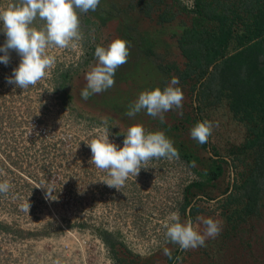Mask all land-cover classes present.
Wrapping results in <instances>:
<instances>
[{
	"label": "rangeland",
	"instance_id": "obj_1",
	"mask_svg": "<svg viewBox=\"0 0 264 264\" xmlns=\"http://www.w3.org/2000/svg\"><path fill=\"white\" fill-rule=\"evenodd\" d=\"M9 2L0 0V7ZM77 12L83 39L75 47H50L47 53L55 57V65L37 85L21 89L7 83L20 62L14 50L7 65L0 62V182L11 186L7 196L0 194V264H120L101 236L105 230L121 241V251L127 260L135 258V264H264V209L259 217L239 220L237 215L228 218L231 210L223 206L236 171H246L254 160L253 150L243 155L248 157L244 162L235 159L236 170L225 165L222 176L203 191L191 190L189 199L200 208L193 215L190 207L182 210L183 189L192 178L184 160L154 159L136 177L130 175L120 190L101 182L106 173L89 163L92 153L86 142L104 132L105 118L109 139L118 147H123L122 132L139 123L146 131H163L174 147L183 142L196 150L200 159L193 168L199 171L214 157L213 145L230 160L228 150L245 141L247 126L223 103L204 119L212 122L213 130L210 145L202 148L183 119L196 114L190 82L182 81L175 69L166 73L161 67L176 63L185 68L177 42L193 24V13L177 0H100L95 11ZM163 14L174 17L164 21ZM117 37L127 42L129 56L107 93L125 95L120 104L129 105L142 90L163 88L175 76L183 93L182 115L173 109L160 123L145 112L128 117V107L120 104L108 113L100 104L101 93L81 97L85 75L97 62L95 47ZM5 40L0 31V46ZM46 184L55 186L58 199L46 200L45 190L36 187ZM173 211L182 222L191 219L201 233L204 226L198 216L219 221L222 230L207 238L205 247L181 251L178 245L165 244L162 234ZM164 247L172 256L181 251L182 259L171 262Z\"/></svg>",
	"mask_w": 264,
	"mask_h": 264
},
{
	"label": "trees",
	"instance_id": "obj_2",
	"mask_svg": "<svg viewBox=\"0 0 264 264\" xmlns=\"http://www.w3.org/2000/svg\"><path fill=\"white\" fill-rule=\"evenodd\" d=\"M177 2L183 9L193 13V24L179 38V47L186 58L185 68L182 70L176 63L161 67L166 73L168 69H175L182 81L190 82L197 103L196 114L185 115L184 122L193 126L197 121L206 119L209 110L227 103L234 118L248 129L245 141L228 150L230 160L213 145L214 157L210 158L205 171L191 166L192 162L200 159L196 150L187 148L183 142L175 143L179 158L189 165L192 175L191 182L183 189L182 210L185 212L190 207L191 215L200 210L189 199L191 190L195 187L203 191L211 181L222 176L225 165L236 170L238 162L235 159L244 162L247 155H243L253 150L254 160L249 162L246 171H236L238 174L233 184L227 187L229 193L226 190L228 194L223 206L225 210H231L228 218H235L236 215L239 220L259 217L264 209V0ZM173 17L161 15L164 21H170ZM115 96L107 91L99 95L100 104L108 113L120 107L118 104L125 97ZM120 105L128 107L127 103ZM173 128L179 129V126L175 124ZM209 145L210 137L206 143L200 144L204 149ZM101 236L120 264L137 263L135 258L127 260L128 257L119 246L122 245L121 241L110 232L101 231ZM179 252L172 256L171 262Z\"/></svg>",
	"mask_w": 264,
	"mask_h": 264
},
{
	"label": "clouds",
	"instance_id": "obj_3",
	"mask_svg": "<svg viewBox=\"0 0 264 264\" xmlns=\"http://www.w3.org/2000/svg\"><path fill=\"white\" fill-rule=\"evenodd\" d=\"M99 3L100 0H10L5 7H0V31L6 36L4 45L0 46V52H3L0 62L5 65L9 63L10 50L20 57L18 67L13 69L7 83L27 89L44 79L48 70L55 65V57L48 55L47 50L50 47H75V42L83 39L77 10L81 13L95 11ZM37 20L42 23L38 25ZM128 56L127 42L120 37L111 40L107 46L97 45L94 50L97 62L85 75L87 83L81 91V97L87 100L113 87L115 72L127 63ZM178 85L179 79L173 76L163 88L156 86L142 90L136 100L129 103L125 115L135 117L145 112L160 123L165 122V113L173 109L180 110L179 114L182 115L183 93ZM103 124L104 132L86 144L92 153L89 163L106 173V178L101 182L110 188L120 190L130 175L136 177L141 168L150 167V161L154 159H179L178 150L163 131H146L141 124L133 123L126 132H122L123 147H118L109 139L107 118ZM212 130L211 121H197L191 127L190 135L199 144H204ZM191 166L194 167L195 163L192 162ZM10 187L7 181L0 182V194L7 196ZM36 187L45 190L46 200L58 199L54 185ZM197 220L204 226L203 233L191 219L182 222L178 211L171 212L163 225L164 243L178 245L181 251L205 247L206 239L215 238L222 230L221 223L211 217L198 216ZM163 252L173 259L169 248L164 247ZM181 259L180 256L175 257L176 261Z\"/></svg>",
	"mask_w": 264,
	"mask_h": 264
},
{
	"label": "crops",
	"instance_id": "obj_4",
	"mask_svg": "<svg viewBox=\"0 0 264 264\" xmlns=\"http://www.w3.org/2000/svg\"><path fill=\"white\" fill-rule=\"evenodd\" d=\"M184 31V30H183ZM178 40V39H177ZM178 42H179V40H178ZM177 42V47H179V43ZM180 48V47H179ZM173 51H175L176 52V49H175V46H173ZM181 50V49H180ZM181 53H182V51H181ZM182 55H183V53H182ZM184 56V55H183Z\"/></svg>",
	"mask_w": 264,
	"mask_h": 264
},
{
	"label": "built area",
	"instance_id": "obj_5",
	"mask_svg": "<svg viewBox=\"0 0 264 264\" xmlns=\"http://www.w3.org/2000/svg\"><path fill=\"white\" fill-rule=\"evenodd\" d=\"M164 230H165V228H164V227H162V231H163V232H162V234H164Z\"/></svg>",
	"mask_w": 264,
	"mask_h": 264
}]
</instances>
